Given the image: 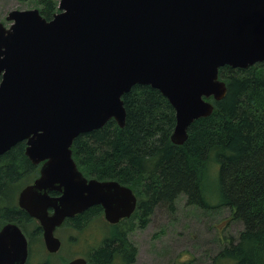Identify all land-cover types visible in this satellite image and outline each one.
<instances>
[{
  "label": "water",
  "instance_id": "water-1",
  "mask_svg": "<svg viewBox=\"0 0 264 264\" xmlns=\"http://www.w3.org/2000/svg\"><path fill=\"white\" fill-rule=\"evenodd\" d=\"M0 22V157L20 142L41 165L18 205L56 253L67 218L101 206L110 224L130 218L138 199L115 180L86 178L74 140L115 120L136 85L158 89L176 111L171 136L183 145L197 119L227 94L220 68L264 62V0H60L51 20L40 10L9 12ZM56 193L58 195H52ZM19 225L0 230V264H26ZM68 264H92L77 258Z\"/></svg>",
  "mask_w": 264,
  "mask_h": 264
},
{
  "label": "trees",
  "instance_id": "trees-1",
  "mask_svg": "<svg viewBox=\"0 0 264 264\" xmlns=\"http://www.w3.org/2000/svg\"><path fill=\"white\" fill-rule=\"evenodd\" d=\"M36 3L47 20L58 12L56 1ZM219 76L227 85L225 98L208 99L213 114L190 125L183 145L171 140L175 109L149 85H136L124 94V127L112 119L74 140L73 158L86 178L118 181L138 199L134 214L113 225L112 233L87 257L89 262L134 263L137 248L128 234L145 228L156 208L172 211L182 195L191 206L212 208L210 196L217 191V206L228 207L243 230L209 264H264V62L245 69L224 66ZM26 148L20 142L0 157V230L9 222L19 225L31 249L32 236L42 237L43 231L19 207L18 197L39 177L41 165L28 158ZM214 165L216 183L208 188ZM103 213L101 206H94L63 226L84 227Z\"/></svg>",
  "mask_w": 264,
  "mask_h": 264
},
{
  "label": "rangeland",
  "instance_id": "rangeland-1",
  "mask_svg": "<svg viewBox=\"0 0 264 264\" xmlns=\"http://www.w3.org/2000/svg\"><path fill=\"white\" fill-rule=\"evenodd\" d=\"M53 1L59 4L60 0ZM35 8L40 10L36 0H0V22L9 26V12ZM217 175L218 169L214 165L210 168L208 188L215 186ZM216 192L210 196L212 208L191 206L184 195L179 197L172 211L166 207L156 208L145 228H136L128 234L130 242L137 248L132 264H209L224 246L236 242L243 223L232 219L228 207L217 206ZM32 224L27 226L31 235ZM113 225L101 215L80 230L63 226L57 231L63 242L56 254L48 252L43 236H32L29 264H67L74 257H88L112 233Z\"/></svg>",
  "mask_w": 264,
  "mask_h": 264
},
{
  "label": "flooded vegetation",
  "instance_id": "flooded-vegetation-1",
  "mask_svg": "<svg viewBox=\"0 0 264 264\" xmlns=\"http://www.w3.org/2000/svg\"><path fill=\"white\" fill-rule=\"evenodd\" d=\"M9 22V21H8ZM11 24V23H10ZM5 25V24H4ZM10 26V25H9ZM9 26H6V27H9ZM0 82H1V76H0ZM52 195H58V194H56V193H52ZM90 209V208H89ZM88 209V210H89ZM87 211V210H86ZM85 212V211H84ZM83 212V213H84ZM83 213H80V214H77V215H75L74 217H72V218H67L66 220H65V222L67 221V220H73V219H75V218H77L78 216H80L81 214H83ZM103 215H104V213H103ZM105 217V216H104ZM35 220V219H34ZM36 221V220H35ZM37 222V221H36ZM65 222L63 223V225L65 224ZM63 225L61 226V227H58L57 229H56V231H55V236L57 237V238H59L60 239V241H61V247H62V242H63V240L61 239V237H58L57 236V231L58 230H60V229H63ZM74 228H76V229H82L83 227H80V228H77V227H74ZM75 230V229H74ZM64 231V230H63ZM25 234V233H24ZM27 237V236H26ZM28 239V238H27ZM73 239V238H72ZM28 249H29V254H28V260H27V263H29V260H30V258H31V249H30V246H29V241H28ZM61 249V248H60ZM60 249H59V251H60ZM58 251V252H59ZM58 252H56V253H58ZM50 253V252H49ZM56 253H51V254H56ZM77 258H85V259H87V257L86 256H77V257H74L73 259H71V260H69L68 262H67V264L70 262V261H72V260H74V259H77ZM88 260V259H87ZM89 261V260H88ZM26 263V264H27Z\"/></svg>",
  "mask_w": 264,
  "mask_h": 264
}]
</instances>
